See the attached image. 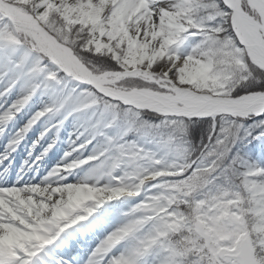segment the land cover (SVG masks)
Segmentation results:
<instances>
[{
  "label": "snow or ice",
  "instance_id": "obj_1",
  "mask_svg": "<svg viewBox=\"0 0 264 264\" xmlns=\"http://www.w3.org/2000/svg\"><path fill=\"white\" fill-rule=\"evenodd\" d=\"M0 264H264V0H0Z\"/></svg>",
  "mask_w": 264,
  "mask_h": 264
}]
</instances>
